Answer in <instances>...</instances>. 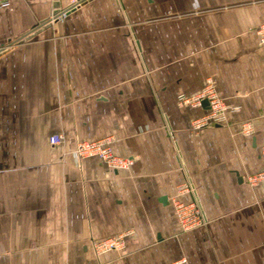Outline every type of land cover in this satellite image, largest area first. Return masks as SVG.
I'll use <instances>...</instances> for the list:
<instances>
[{"label":"crops","instance_id":"0c3cea01","mask_svg":"<svg viewBox=\"0 0 264 264\" xmlns=\"http://www.w3.org/2000/svg\"><path fill=\"white\" fill-rule=\"evenodd\" d=\"M0 2V264H264V0H88L42 24L54 0ZM207 80L229 110L195 133L207 108L177 96ZM106 136L128 169L74 153ZM186 180L205 223L183 231Z\"/></svg>","mask_w":264,"mask_h":264},{"label":"built area","instance_id":"2783aa9c","mask_svg":"<svg viewBox=\"0 0 264 264\" xmlns=\"http://www.w3.org/2000/svg\"><path fill=\"white\" fill-rule=\"evenodd\" d=\"M88 0H67V7L60 10V13L54 15L51 12L50 22L55 20H62L68 11L77 8ZM5 2H0V7L4 6ZM260 43L264 44V23H262L257 29ZM5 48H0V53ZM207 100L209 107L205 112L198 117L192 119L190 129L192 132H200L203 128L212 124H219L226 118V113L229 110L224 100L219 97L216 89L211 80H207L204 87L190 95L179 94L177 96V104L179 106H202L203 100ZM234 111V109H232ZM242 132L249 134L251 125L246 122L242 124ZM62 141V136L54 134L49 138V142L52 145L59 144ZM113 138L106 136L104 138L94 141H80L77 142L74 148V153L80 158L96 157L101 160L109 169L112 170H124L128 169L132 164L131 158L118 156L112 149ZM261 156L264 163V148L261 150ZM246 182L252 186L258 184H264V168L248 177ZM184 194H189L192 199L189 202H182L177 198ZM171 203L176 214L179 227L183 231H188L196 228L205 223L204 214L202 208L196 198L194 197V188L189 181L180 183L176 188V196L171 199ZM131 234L126 232L124 235ZM124 235H117L109 238L99 240L94 243V250L98 254L106 252H117L123 247ZM172 264H189L186 258H180L174 261Z\"/></svg>","mask_w":264,"mask_h":264},{"label":"water","instance_id":"95a60500","mask_svg":"<svg viewBox=\"0 0 264 264\" xmlns=\"http://www.w3.org/2000/svg\"><path fill=\"white\" fill-rule=\"evenodd\" d=\"M60 0H54V2H53V11H52V13L54 14V15H57L58 13H60ZM44 22H50V20L48 19V20H46V21H43V22H41V24L42 23H44ZM30 36V34H28L27 36H24L25 38L26 37H29ZM24 38H22L21 40H23ZM20 40V41H21ZM201 105L203 106V107H205V108H208L209 107V104H208V101L207 100H203L202 101V103H201Z\"/></svg>","mask_w":264,"mask_h":264}]
</instances>
